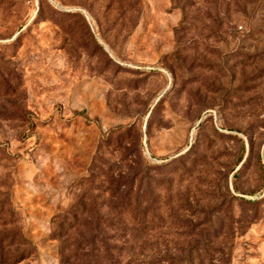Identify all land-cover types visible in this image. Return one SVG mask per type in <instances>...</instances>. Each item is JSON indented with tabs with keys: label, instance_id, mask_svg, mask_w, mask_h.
Here are the masks:
<instances>
[{
	"label": "rangeland",
	"instance_id": "obj_1",
	"mask_svg": "<svg viewBox=\"0 0 264 264\" xmlns=\"http://www.w3.org/2000/svg\"><path fill=\"white\" fill-rule=\"evenodd\" d=\"M260 164L264 0H0V238L33 243L19 264H59L63 217L123 196L147 218L136 240L140 216L106 225L119 245L264 264Z\"/></svg>",
	"mask_w": 264,
	"mask_h": 264
},
{
	"label": "trees",
	"instance_id": "obj_2",
	"mask_svg": "<svg viewBox=\"0 0 264 264\" xmlns=\"http://www.w3.org/2000/svg\"><path fill=\"white\" fill-rule=\"evenodd\" d=\"M252 148L253 145L250 144V149ZM260 170L264 176L262 164H260ZM121 187V185L117 187L118 192L121 191ZM102 208L96 205L95 209L90 212L85 211L86 208H84L82 213L63 217L53 233V239L60 245L59 264H204L203 258L206 259L207 251L203 250L204 254L194 246L187 250H179V255L169 253L162 255V251L158 249L148 251L144 246L115 243L123 236L118 237L119 231L116 228L117 231L113 234L107 233L106 225L117 226L118 223L126 221L128 214L132 215L130 222L136 224L140 216L139 230L135 234L131 233L133 240H136L143 221L147 218V209L137 207L136 215H133L136 209L129 211L130 203L127 196L120 197L111 203L110 209L113 213L103 214ZM4 236L5 240L10 238L8 235ZM124 237H127L126 233ZM11 240L12 242L9 241L4 246L2 245L4 240L0 238V264H19L34 250L33 243L21 232ZM16 243L18 248L12 251ZM196 260L199 263H196Z\"/></svg>",
	"mask_w": 264,
	"mask_h": 264
}]
</instances>
